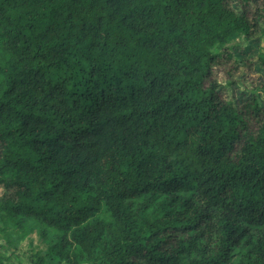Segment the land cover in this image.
Wrapping results in <instances>:
<instances>
[{
	"label": "trees",
	"instance_id": "obj_1",
	"mask_svg": "<svg viewBox=\"0 0 264 264\" xmlns=\"http://www.w3.org/2000/svg\"><path fill=\"white\" fill-rule=\"evenodd\" d=\"M262 32L264 0H0V234L41 227L31 264H264V107L213 73Z\"/></svg>",
	"mask_w": 264,
	"mask_h": 264
},
{
	"label": "rangeland",
	"instance_id": "obj_2",
	"mask_svg": "<svg viewBox=\"0 0 264 264\" xmlns=\"http://www.w3.org/2000/svg\"><path fill=\"white\" fill-rule=\"evenodd\" d=\"M236 6V5H235ZM230 51L237 65L236 70L230 62L221 61L213 69L214 76L220 85L222 95L237 103L247 96L257 98L258 104L264 107V91L260 86L264 83V70L257 64V54L264 57V32L256 34L246 41L238 35H234L230 42ZM233 76V84H229L228 74ZM3 190L0 188V196ZM41 227L36 228L24 236L10 233L7 238L0 234V258L3 264H31V257L37 253H42L47 247L45 238L41 236ZM49 237L53 236V231L47 230ZM237 256L231 258L225 264H234Z\"/></svg>",
	"mask_w": 264,
	"mask_h": 264
}]
</instances>
